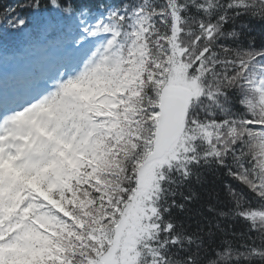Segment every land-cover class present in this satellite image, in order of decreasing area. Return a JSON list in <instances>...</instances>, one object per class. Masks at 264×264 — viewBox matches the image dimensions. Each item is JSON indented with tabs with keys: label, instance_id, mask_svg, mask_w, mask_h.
Segmentation results:
<instances>
[{
	"label": "snow or ice",
	"instance_id": "6c2138e0",
	"mask_svg": "<svg viewBox=\"0 0 264 264\" xmlns=\"http://www.w3.org/2000/svg\"><path fill=\"white\" fill-rule=\"evenodd\" d=\"M20 7L47 15L0 11V264H264V0Z\"/></svg>",
	"mask_w": 264,
	"mask_h": 264
},
{
	"label": "trees",
	"instance_id": "16d2710c",
	"mask_svg": "<svg viewBox=\"0 0 264 264\" xmlns=\"http://www.w3.org/2000/svg\"><path fill=\"white\" fill-rule=\"evenodd\" d=\"M24 2V0H0V11H3L5 7L16 8L17 13L20 16H26L29 19V28L32 29L33 33H35L39 26L43 23L45 16L47 15L44 11L40 13H34L31 9L21 8L20 5ZM125 2V0H76L77 6L80 8L89 9L94 15H99L100 11H102L106 7H116L121 3ZM100 10V11H98ZM12 34V35H11ZM11 33L7 30L3 31V45L4 52L7 54L10 51H14L16 49L17 44L19 43L21 37L20 34ZM255 35L260 34V26L256 25ZM260 40H257L259 44ZM193 211L196 209V205L192 206ZM199 219L198 217L196 218ZM245 227L243 223H237V230H242Z\"/></svg>",
	"mask_w": 264,
	"mask_h": 264
},
{
	"label": "bare ground",
	"instance_id": "6f19581e",
	"mask_svg": "<svg viewBox=\"0 0 264 264\" xmlns=\"http://www.w3.org/2000/svg\"><path fill=\"white\" fill-rule=\"evenodd\" d=\"M16 34V33H15ZM15 34H13V35H15ZM12 35V34H11Z\"/></svg>",
	"mask_w": 264,
	"mask_h": 264
}]
</instances>
